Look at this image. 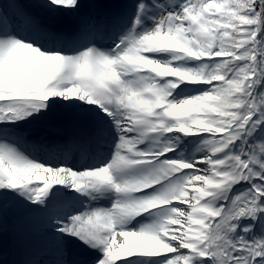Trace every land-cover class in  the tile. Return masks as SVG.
Returning <instances> with one entry per match:
<instances>
[{
  "label": "snow or ice",
  "instance_id": "snow-or-ice-1",
  "mask_svg": "<svg viewBox=\"0 0 264 264\" xmlns=\"http://www.w3.org/2000/svg\"><path fill=\"white\" fill-rule=\"evenodd\" d=\"M55 104L39 157L20 124ZM0 237V264H264V0H0Z\"/></svg>",
  "mask_w": 264,
  "mask_h": 264
},
{
  "label": "rangeland",
  "instance_id": "rangeland-1",
  "mask_svg": "<svg viewBox=\"0 0 264 264\" xmlns=\"http://www.w3.org/2000/svg\"><path fill=\"white\" fill-rule=\"evenodd\" d=\"M45 116V117H44ZM44 116H40V119L34 122H30V121H26V122H21L20 124V130L23 131L25 133V138L28 140V138L30 137H35V136H39L38 138L41 140H43L45 137H47L48 135L44 136V132H49L50 130V123L48 120H50V116H48L47 114ZM42 121H44V123H41ZM196 138H191V142L192 143H196ZM34 154V153H33ZM36 155V154H34ZM38 156V155H36ZM239 187V186H238ZM7 240L5 238L4 240V248H6L5 244H6ZM3 246V239L2 237H0V248H2ZM6 252V250H5Z\"/></svg>",
  "mask_w": 264,
  "mask_h": 264
},
{
  "label": "bare ground",
  "instance_id": "bare-ground-1",
  "mask_svg": "<svg viewBox=\"0 0 264 264\" xmlns=\"http://www.w3.org/2000/svg\"><path fill=\"white\" fill-rule=\"evenodd\" d=\"M56 113V111H55V107H53L52 106V110L49 112V113H47V115L48 116H52L53 114H55ZM45 117V116H44ZM40 119V116H38L37 118H35V119H30L29 121L30 122H34V121H37V120H39ZM49 121V123H50V126L51 127H58L56 130H54V131H52V132H57V133H59V132H61L64 128H63V126H62V124L59 126L58 124H54L52 121H50V120H48ZM28 122V121H27ZM41 123H44V121H42ZM49 140H51V138H49ZM5 250H6V253H9L10 252V248H9V239H8V246L5 248Z\"/></svg>",
  "mask_w": 264,
  "mask_h": 264
},
{
  "label": "trees",
  "instance_id": "trees-1",
  "mask_svg": "<svg viewBox=\"0 0 264 264\" xmlns=\"http://www.w3.org/2000/svg\"><path fill=\"white\" fill-rule=\"evenodd\" d=\"M197 142V141H196Z\"/></svg>",
  "mask_w": 264,
  "mask_h": 264
}]
</instances>
